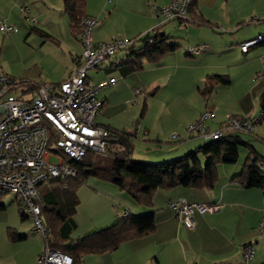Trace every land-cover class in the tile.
Masks as SVG:
<instances>
[{"label": "crops", "instance_id": "0c3cea01", "mask_svg": "<svg viewBox=\"0 0 264 264\" xmlns=\"http://www.w3.org/2000/svg\"><path fill=\"white\" fill-rule=\"evenodd\" d=\"M196 1L194 16L198 22L184 27L177 20L163 23L154 11L155 6H167L172 0H85V16L98 22L93 31L95 44L110 42L117 36L135 39L157 29L178 47L174 52L165 54L158 63H146L139 71H124L121 64L129 53L123 51L89 72L93 83L110 77L117 79L114 86L100 95L105 106L97 122L112 131L126 132L131 151L135 148L132 139L145 141V138H150L151 126L143 122L147 113L141 115V122L136 126L131 122L119 127L120 123L111 121L107 112L133 99L134 84L129 80L134 74L144 71L145 66H152L150 71L157 76L149 83L152 88L159 85L161 75H164L167 85L180 81L186 84L185 87H171L177 96L165 104L163 116L166 115L170 121L160 123L171 125L168 133L177 138L172 135L170 141L174 145L159 147L158 153L167 155L164 159L183 156L203 145L198 141L202 139L200 137L188 138L186 127L199 119L205 110L214 111V118L206 122L208 131L212 132L221 130L230 116L256 117L262 113L264 77L256 80L255 76L264 67V43L247 53L241 51L240 45L264 33V0ZM7 2L13 7L9 12L5 8ZM26 5L32 8L36 25L24 19L21 8ZM0 9V23L17 27L16 33L8 35L9 39L22 30L20 22L14 18L15 12L31 26L30 34L45 35L47 40L60 47L61 62L46 77L32 80V83H61L74 74L77 64L82 61L83 47L79 28H73L64 12L63 0H0ZM255 18L259 21L251 23ZM201 47L204 49L197 55L190 52L192 48ZM210 76L227 77L229 84L217 85L205 98V104L190 102L187 106L184 101L190 87L193 86L196 92L195 87L204 86ZM220 91L232 100L224 107L216 102ZM157 93H153L150 100H154ZM143 109L147 110V107ZM177 117L178 120L173 121ZM223 135L239 136L243 145L239 147L236 164L217 166L218 177L213 188L160 189L154 194L153 205L147 208L140 207L126 193L107 182L90 179L81 186L77 192L79 204L74 217L76 226L71 234L72 241L112 226L118 222L121 213L154 214L156 221L153 233L125 242L113 252L86 255L81 264H245L243 249L249 243H254L255 247L254 258L249 264H264V230L260 229L264 220V190L245 189L234 181L248 161L258 159L259 163L264 159V119L252 133L224 131ZM162 141L157 139L159 144ZM240 148L247 150L243 161ZM178 199L216 206L218 211L196 213L194 228L190 229L167 208L169 201ZM27 223L31 221L21 216L22 225L9 228L13 234L8 232L6 240L0 245V264H36L45 244L41 235L33 231L32 223L30 231H27L28 227L23 229Z\"/></svg>", "mask_w": 264, "mask_h": 264}, {"label": "built area", "instance_id": "2783aa9c", "mask_svg": "<svg viewBox=\"0 0 264 264\" xmlns=\"http://www.w3.org/2000/svg\"><path fill=\"white\" fill-rule=\"evenodd\" d=\"M194 0H172L163 7L155 6L154 11L162 22L180 21L182 26L193 23L190 9ZM24 19L37 24L29 5L21 8ZM255 18L251 23H257ZM97 20L88 16L80 21V42L83 47L82 61L77 64L74 74L61 83H37L30 91L31 82H19L7 75L0 67V192L15 195L22 206L25 216L31 221L33 231L41 235L44 249L36 264H74V260L59 251L51 249L48 239L50 229L42 218L44 202L40 188L50 185L56 179L63 181L76 175V171L65 163V158L81 162L89 153L104 154L111 140L117 134L97 122L99 113L105 106L100 95L114 86L117 79L110 77L93 83L89 72L120 52L139 45L140 37L125 39L115 37L110 42L95 44L93 31ZM152 30L149 34H154ZM17 27L0 23V33L4 36L16 33ZM151 39L149 38V42ZM264 43V33L240 45L247 53L256 45ZM204 47L192 48L190 52L199 54ZM264 77V67L255 79ZM24 86L28 97L4 101L1 100L11 91ZM142 91L137 90L136 95ZM214 118V111L208 109L188 129V136H198L206 140L218 141L224 131L252 133L261 123L263 113L256 117L230 116L221 130L208 131L206 122ZM173 138H177L176 135ZM51 155L60 156L59 164L49 161ZM264 170V159L258 163ZM167 208L172 210L184 225L194 228V215L218 211L216 206L190 203L185 199L169 201ZM127 213L118 217L124 218ZM264 230V220L260 223ZM255 255L254 243L245 245L243 259L249 264Z\"/></svg>", "mask_w": 264, "mask_h": 264}, {"label": "trees", "instance_id": "16d2710c", "mask_svg": "<svg viewBox=\"0 0 264 264\" xmlns=\"http://www.w3.org/2000/svg\"><path fill=\"white\" fill-rule=\"evenodd\" d=\"M196 2L194 0L190 9V15L194 20L191 24L198 22L194 16ZM63 3L64 12L68 15L73 28H79L80 32V21L85 16V0H63ZM170 41L167 35L157 29L154 34L140 36L139 45L127 50L129 57L121 64L124 71L131 73L142 70L146 63H158L165 54L174 52L178 48ZM220 84L228 85L229 79L222 76L208 77L201 90L203 97L208 98ZM36 85L31 83L30 91H34ZM261 109L264 119V95L261 98ZM113 132L117 137L128 136L126 132ZM193 137L198 136L188 138ZM207 141L210 142L185 156L159 164H148L131 159L130 143L128 151L120 145L110 143L104 154L89 152L81 162H73L65 158V163L76 171V175L65 181L56 179L40 189L44 202L42 218L51 231L48 239L49 247L70 256L74 264H81L82 258L86 255L113 252L125 242L153 233L156 229L154 214H128L124 218H119L118 222L110 227L89 234L81 240L72 241L71 234L76 226L74 217L79 204L77 196L79 188L90 179H97L114 185L137 205L147 208L153 205L154 194L160 189L213 188L218 177L217 166L236 164L239 147L243 143L239 136L232 135H223L218 141ZM258 161V159L248 161L242 173L235 177L234 181L245 189L264 190V171L258 168ZM2 193L4 192H0ZM4 209L5 206L0 203V210ZM21 216L23 219L26 218L22 209ZM8 232L10 235L13 234L11 229Z\"/></svg>", "mask_w": 264, "mask_h": 264}, {"label": "rangeland", "instance_id": "374dc122", "mask_svg": "<svg viewBox=\"0 0 264 264\" xmlns=\"http://www.w3.org/2000/svg\"><path fill=\"white\" fill-rule=\"evenodd\" d=\"M5 8L8 12L13 9V7L8 4V2ZM14 15V18L20 22L22 30L19 35L12 39H9L8 36H4L0 33V67L14 80L32 83V80L43 79L46 77L55 68V66L61 62L59 56L60 47L53 41L47 40L45 35L39 36L34 33L30 34L31 26H29L23 20V18H20V16L16 15L15 12ZM145 67L146 69L144 71L134 74L132 79L130 78L129 80L130 83L134 84L133 99L121 107L116 106V109L107 112V114L110 115L109 118H112L111 121L119 122V127H121L124 126V124H129L131 122H133L134 126H136L138 122H141V115L147 113V117H145V120L143 119V122L151 126L152 131L150 138H145V141L139 140L138 138L132 139L131 142L135 148L133 147L130 156L131 159L139 162L159 164L182 157H167V159H164L167 155L164 152L158 153V150L159 147L163 148V146L167 147L174 145V143L170 141L173 134L168 133L171 130V125L170 127L169 125L163 126L160 122L163 123L165 121H170V119H168L166 115L163 116V114H165L166 111L165 104L167 101L170 100V98L174 99L177 96L174 92L175 89H171V87H185L186 84L183 81H180L167 85L164 75H161L159 85L156 84L155 87L152 88L149 86V83L157 78V76L154 72L152 73L150 71V67L152 66ZM42 75L43 77H40ZM203 88V85L200 88L195 87V91L198 93L197 94L194 92V87L191 86L188 93L186 94V99L184 101L185 104L187 106H189L190 102H193L196 105L200 104L201 102L205 104V98L201 92ZM24 90L25 87L21 86L9 92L1 100V102L28 97L27 93H24ZM137 90H141L142 92L139 95H136ZM156 92H158L156 98L154 100H150L153 97V93ZM230 101H232L231 98L226 97V94L223 91H220L216 100L217 104H220L219 106L224 107L225 104L227 105L230 103ZM144 102H146V106ZM144 107H147V110H144ZM177 120L178 117L173 121L176 122ZM188 127H186V129H188ZM139 136L142 138L143 135L140 134ZM241 136L245 137L243 134H241ZM160 138L163 140L162 144L157 143V139ZM198 141H201V144L203 145L207 142H210L203 138L199 139ZM240 153L241 161H243L245 155L247 156V150L245 148H240ZM186 154L182 155L185 156ZM49 161L53 164H59L61 157L58 155H51L49 157ZM0 203L5 206L4 210H0V245H2L8 235L7 229L15 227L18 228L22 225V207L19 199L10 193L0 194ZM27 227V231H30L32 229L31 223H27L23 229H26Z\"/></svg>", "mask_w": 264, "mask_h": 264}, {"label": "water", "instance_id": "95a60500", "mask_svg": "<svg viewBox=\"0 0 264 264\" xmlns=\"http://www.w3.org/2000/svg\"><path fill=\"white\" fill-rule=\"evenodd\" d=\"M111 144H116L124 147L127 151L129 150V138L126 135H121L115 140L110 141Z\"/></svg>", "mask_w": 264, "mask_h": 264}]
</instances>
